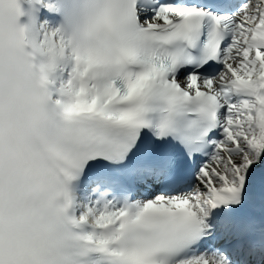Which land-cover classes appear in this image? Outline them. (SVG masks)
I'll return each instance as SVG.
<instances>
[{
	"label": "snow or ice",
	"instance_id": "obj_1",
	"mask_svg": "<svg viewBox=\"0 0 264 264\" xmlns=\"http://www.w3.org/2000/svg\"><path fill=\"white\" fill-rule=\"evenodd\" d=\"M0 264H264V0H0Z\"/></svg>",
	"mask_w": 264,
	"mask_h": 264
}]
</instances>
